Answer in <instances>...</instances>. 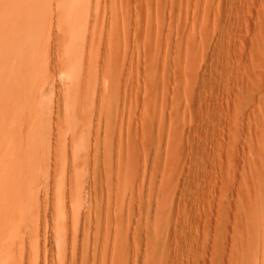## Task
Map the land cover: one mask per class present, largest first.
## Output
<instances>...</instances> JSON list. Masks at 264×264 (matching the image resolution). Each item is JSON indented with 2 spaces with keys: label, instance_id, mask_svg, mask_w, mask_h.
<instances>
[{
  "label": "rangeland",
  "instance_id": "1",
  "mask_svg": "<svg viewBox=\"0 0 264 264\" xmlns=\"http://www.w3.org/2000/svg\"><path fill=\"white\" fill-rule=\"evenodd\" d=\"M0 264H264V0H0Z\"/></svg>",
  "mask_w": 264,
  "mask_h": 264
},
{
  "label": "bare ground",
  "instance_id": "2",
  "mask_svg": "<svg viewBox=\"0 0 264 264\" xmlns=\"http://www.w3.org/2000/svg\"><path fill=\"white\" fill-rule=\"evenodd\" d=\"M2 132V131H1ZM28 198V197H27Z\"/></svg>",
  "mask_w": 264,
  "mask_h": 264
}]
</instances>
